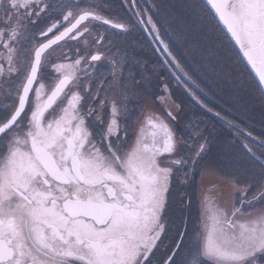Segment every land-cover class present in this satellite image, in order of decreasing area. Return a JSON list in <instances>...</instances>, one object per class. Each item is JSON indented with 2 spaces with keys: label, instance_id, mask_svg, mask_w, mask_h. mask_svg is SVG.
<instances>
[{
  "label": "snow or ice",
  "instance_id": "6c2138e0",
  "mask_svg": "<svg viewBox=\"0 0 264 264\" xmlns=\"http://www.w3.org/2000/svg\"><path fill=\"white\" fill-rule=\"evenodd\" d=\"M207 2L264 83V67L244 32L245 24H252L264 39V0ZM80 4L0 0V87L7 89L0 100V222L10 250L0 264H264V131L234 122L235 117L224 120L210 103L217 81H231L243 91L247 66L241 68L242 61L231 55L225 59L223 40L204 42L211 21H193V27L200 25L195 35L178 28L180 43L193 58L189 63L171 34L162 31L160 6L153 0ZM93 22L107 28L94 30ZM65 37L73 43H57ZM29 39L31 46L22 48ZM153 42L179 75L161 82L163 73L148 67L155 62L147 59L144 45ZM64 46L69 50L58 57L62 62H51L59 103L37 121L32 94L42 55ZM25 56L30 67L22 71ZM105 61L112 67L109 75L99 74ZM173 80L182 94L171 87ZM116 86L119 109L114 98L110 108L106 95ZM187 105L200 108L207 119H187ZM260 124L264 128V118ZM41 127L48 133L62 130L49 149L54 159L73 146L62 170L73 172L76 159L81 175L96 167L110 177L100 185L112 189L104 193V212H77L73 205L86 199L84 193L74 192L70 183H54L46 173L23 185L12 178L11 162L20 151L31 154ZM21 130L28 137L23 147L18 139L13 142ZM228 139L235 141L230 148L239 146L229 153L239 166L225 169L231 202L201 213L195 207L196 177L210 170L219 142Z\"/></svg>",
  "mask_w": 264,
  "mask_h": 264
},
{
  "label": "rangeland",
  "instance_id": "374dc122",
  "mask_svg": "<svg viewBox=\"0 0 264 264\" xmlns=\"http://www.w3.org/2000/svg\"><path fill=\"white\" fill-rule=\"evenodd\" d=\"M86 3H96L98 0H81L80 6H86ZM142 2V0H141ZM154 4L160 6V11L158 13V17L161 22L162 31L171 34L172 40L176 42V47L179 49L181 53H184L185 59L189 62H193V58L188 55L185 47L180 43L182 37L178 32V28H184L185 30H190L193 35L200 29L199 23L193 27V21H196L197 18L203 20L205 25H208L209 21H211V25L208 27L209 34L204 36V42L211 45L213 40L219 38L221 40L222 37L217 31L215 24L213 23L209 13H207L206 9L203 8L202 4L199 0H153ZM59 13H53V18H56ZM115 18H113L114 20ZM93 29L97 31L103 32V29H106L107 26L93 22V25H90ZM95 35V31L92 33ZM167 40V37H165ZM66 42L71 44L73 42L68 41L66 37L64 41L58 42V44L65 45ZM224 45H226L228 52L225 51L224 57L225 59L228 58L229 55L233 56L230 48L227 46L225 41L223 40ZM147 45V44H145ZM144 45V52L150 50L153 53V48L145 47ZM31 46V39L25 41L21 47L26 49ZM55 47V46H54ZM162 47V46H161ZM160 48V46H159ZM68 47L64 46L61 48H57L54 52H51L50 56L47 54L44 56L42 61V71L41 74L45 78L47 82H45L42 78L41 84H44L47 89L50 87L52 91V86L58 81L56 79V75L52 74V77L48 79L49 74L46 72L48 69L47 67L51 66V62H62L58 60V57L61 55L62 52H68ZM175 51V49H174ZM151 52L147 56H151ZM158 58L157 52L154 53ZM164 55H166L163 52ZM234 57V56H233ZM167 58V56H166ZM235 58V57H234ZM170 59V57H169ZM198 59V58H197ZM236 62H239L235 59ZM30 67L29 61L27 57L23 58L21 63V70H27ZM173 67V66H172ZM242 68V65L240 64ZM165 70L171 74L172 76L179 75L177 70L175 73L171 69V66H165ZM119 72V69L116 70ZM112 72V67L109 62L105 61L101 66H99V74L109 75ZM169 77H166V80ZM243 83V91H240L237 86H233L231 81L227 83H220L217 81L213 84V91H215L216 96L211 97L210 103L213 104L214 111H219L221 116L224 120L232 121L235 117V121L239 123L240 120H243L247 123L250 127H254L256 132L264 131L262 128L260 121L264 118V113H262V109H264V100L260 93H258V89L254 82L250 79L249 75L245 71L244 75L241 77ZM218 85V86H217ZM119 86H116L113 89H109L106 93L108 98H120L119 95ZM175 89L182 94L183 90L178 86H175ZM49 91V90H48ZM7 95V89L0 87V100L3 99L4 96ZM211 95V94H210ZM219 97V99H217ZM145 98L148 99L147 95ZM145 99V100H146ZM250 117V118H249ZM189 119V118H187ZM202 119H207L204 112L200 108H196V122ZM243 128V124H241ZM254 135L256 133H253ZM235 135V133L233 134ZM224 136L227 137V132L224 133ZM242 139V138H241ZM229 144H235L234 140H221L219 145L214 152L215 163L209 165V171L201 176V180L196 184V205L195 207L198 208L201 213L207 212L211 214V212L218 208L228 205L232 199V191L231 187L228 183L225 182V169L226 168H234L238 167V162L229 154L234 151H238L239 146L236 145L235 148H230ZM218 164V165H216ZM220 165V166H219ZM227 165V166H224ZM210 223V221H209Z\"/></svg>",
  "mask_w": 264,
  "mask_h": 264
},
{
  "label": "flooded vegetation",
  "instance_id": "af4514ba",
  "mask_svg": "<svg viewBox=\"0 0 264 264\" xmlns=\"http://www.w3.org/2000/svg\"><path fill=\"white\" fill-rule=\"evenodd\" d=\"M149 39H151V37H149ZM151 46L152 48L156 49L159 59H157V56L150 50L144 52L145 55L146 53L149 54L151 52V56L146 55V57L147 59L155 62L149 64L148 67L155 68L156 73H163V75L159 77L161 82L165 81L166 77H169L168 79H171L172 75L165 70V66H171V69L174 73L176 70L174 67H172V65L167 63L169 57L166 58L167 55H164L163 52L159 50V46L161 47V45L153 42ZM145 47L150 48L148 45H145ZM161 61H163L164 63H160ZM47 69L48 70L46 72H48L49 74L48 79L52 77V74L56 75L55 73L51 72V66L47 67ZM125 75H127V73H125ZM42 76H44V74H41L40 82L36 85L37 87L35 89V93L32 94V101L34 104L33 112L37 121H42L44 115H47L48 109L52 107H49L46 112L42 113L45 105L47 104L48 98L56 89L52 88V91H50V87L47 89L45 86H43L44 84H41L43 78ZM43 80L47 82L45 78H43ZM161 86L163 87V83H161ZM175 86H177V84L175 80H173L171 87L175 89ZM119 91L121 90L119 89ZM176 92L180 94L179 91L176 90ZM56 101L54 102V104L56 103ZM112 101L113 99L109 98L110 108L112 106ZM115 101L117 102L116 107L119 109V98H117ZM146 101H148V99H146ZM57 102L59 103V100ZM148 102L150 103V101ZM196 108L197 107L192 105H187L186 107L187 118H189V120L193 122H196ZM136 111L137 114H139L138 108H136ZM154 114L156 116H159L158 111ZM144 119L147 121V117H144ZM133 122H135V117H133ZM150 132L151 129L146 125V133L150 135ZM37 135L40 136V139L32 138L31 140V154H29L27 151H20L16 154L15 158L11 162L12 178L23 185L29 177H34L38 174L43 176L46 173L52 178L54 183L55 181H60L61 184L70 183L74 186L72 189L74 192L82 191L84 193L86 199L77 200L73 205L77 212H83L86 215L104 212V193L106 192L108 194H111L112 189L107 185H104L103 187H100V185H102L103 181L109 179L110 177H108L104 173H101L96 167H89L86 173L84 175H81L79 169L80 167H82V165L76 159L73 160V172H69L66 168L62 170L60 166L62 161L64 159L72 157V144H69V147L65 150L63 157L57 154L56 158L54 159L53 154L49 149L51 148L52 144L55 143L56 139L60 135H62V130H54V133H48L44 128L41 127L39 128ZM17 139L21 142V147H23V142L28 139L26 132L24 130H21L18 136L13 138V142H15ZM198 178H200V176L196 177V184L198 182ZM81 180H83V185H80L79 183ZM196 184L194 187L195 194ZM3 232L4 227L2 222H0V261L5 260L10 254L8 245L3 239ZM52 243L55 244V240H53Z\"/></svg>",
  "mask_w": 264,
  "mask_h": 264
},
{
  "label": "water",
  "instance_id": "95a60500",
  "mask_svg": "<svg viewBox=\"0 0 264 264\" xmlns=\"http://www.w3.org/2000/svg\"><path fill=\"white\" fill-rule=\"evenodd\" d=\"M203 1L206 4V6L208 7V9L212 12V14L214 15V17L216 18V20L220 24L221 28L227 34V36L229 37V39L231 40V42L233 43V45L235 46V48L238 51L239 55L242 57L243 61L245 62L246 66H247V68L249 69V71L251 72V74L253 75V77L255 78L256 82L258 83L260 89L262 90V92L264 94V83H261L260 82L259 76H258L256 70L253 69L250 64H248L247 58L243 56V52L240 50L239 46L235 44V41L232 39L231 34L228 33V31H227V27L223 24V22H221L219 20V17L216 16L215 10L212 9L211 5L208 4L207 0H203ZM244 32H245V35H246L247 39L250 42H254L253 43V48H252V53H253L254 59L257 61V63H259L262 67H264V39H261L259 37V35H258L255 27L252 24L246 23L245 24V28H244ZM58 42H61V41H58ZM32 71L35 72V67H33ZM59 94H60V92H59V90H57V92L52 97V99L55 98V97H57Z\"/></svg>",
  "mask_w": 264,
  "mask_h": 264
},
{
  "label": "trees",
  "instance_id": "16d2710c",
  "mask_svg": "<svg viewBox=\"0 0 264 264\" xmlns=\"http://www.w3.org/2000/svg\"><path fill=\"white\" fill-rule=\"evenodd\" d=\"M199 2L202 4V6H203V8H205L206 9V11H207V13H209V11L207 10V8L203 5V3L199 0ZM209 16L211 17V19H212V21H213V23L217 26V23L215 22V20L213 19V17L211 16V14L209 13ZM222 39L223 40H225L226 42H228L229 40H227V37L222 33ZM229 43V42H228ZM229 45H230V43H229ZM230 48L232 49V51H233V53H234V55L236 56V59L237 60H239L240 61V59H239V57H238V55L236 54V52L234 51V48H233V46L232 45H230ZM230 49V50H231ZM242 64V63H241ZM242 66H243V64H242ZM244 67V66H243ZM242 67V68H243ZM251 79V78H250ZM259 91V90H258ZM258 93H260V91L258 92ZM261 95V94H260ZM262 96V95H261ZM263 98V97H262ZM264 100V99H263Z\"/></svg>",
  "mask_w": 264,
  "mask_h": 264
},
{
  "label": "bare ground",
  "instance_id": "6f19581e",
  "mask_svg": "<svg viewBox=\"0 0 264 264\" xmlns=\"http://www.w3.org/2000/svg\"><path fill=\"white\" fill-rule=\"evenodd\" d=\"M216 165H218V164H216ZM220 166V165H219ZM224 166H227V165H224Z\"/></svg>",
  "mask_w": 264,
  "mask_h": 264
}]
</instances>
